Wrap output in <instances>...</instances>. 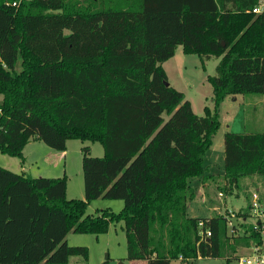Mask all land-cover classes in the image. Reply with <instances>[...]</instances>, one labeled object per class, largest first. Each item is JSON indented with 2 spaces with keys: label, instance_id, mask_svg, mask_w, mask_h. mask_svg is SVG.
I'll list each match as a JSON object with an SVG mask.
<instances>
[{
  "label": "trees",
  "instance_id": "trees-1",
  "mask_svg": "<svg viewBox=\"0 0 264 264\" xmlns=\"http://www.w3.org/2000/svg\"><path fill=\"white\" fill-rule=\"evenodd\" d=\"M260 1L0 0V151L23 158L30 140L65 150L71 138L105 150L83 155L84 198L67 197L65 177L0 165V264L87 258L88 248L68 244L67 234L106 232L118 221L127 259L147 264L200 256L231 264L239 248L262 242L252 223H242L246 234L230 233L229 209L188 213L195 178L226 193L245 177L264 181V130L224 133L220 175L205 160L225 97L264 93V12L252 10ZM179 45L204 60L219 58L208 75L214 105L203 115L166 84L163 63ZM99 197L122 199L121 212L87 213Z\"/></svg>",
  "mask_w": 264,
  "mask_h": 264
},
{
  "label": "rangeland",
  "instance_id": "rangeland-1",
  "mask_svg": "<svg viewBox=\"0 0 264 264\" xmlns=\"http://www.w3.org/2000/svg\"><path fill=\"white\" fill-rule=\"evenodd\" d=\"M219 58L202 59L196 53H186L183 46L179 45L173 57L163 63L167 72L168 82L177 89L184 92L187 99L192 103L193 110L203 115L205 106L213 107V85L208 80L209 74H216ZM1 98V96H0ZM168 118L167 114H164ZM221 124L218 129V136H222L224 130L246 131L264 130V93L227 95L219 108ZM42 141V140H41ZM41 149L33 151L29 161L24 163L23 158L12 156L0 151V165L16 172H24L32 176H61L67 180V197L84 198V176L82 169L83 155L88 153L93 156H103L104 146L99 141L82 140L71 138L67 141V154L50 147L42 142ZM53 151L54 159L49 160L47 154ZM56 158V160H55ZM208 161V160H207ZM27 166L29 168H27ZM223 169L220 171V173ZM221 178V177H220ZM219 178V179H220ZM218 179V178H217ZM203 182H207L204 186ZM242 185L232 193L221 194L215 182L211 179L201 181L200 178L192 180L196 187V195L189 200L190 213L194 216H204L207 213L225 212L226 209L238 211L243 208L249 210V215L243 218L235 217L236 222L244 221L254 223L257 217L248 208L246 195L260 189L264 193V181L262 178L245 177L241 180ZM210 193V194H209ZM253 195V193H252ZM209 197L214 203L209 202ZM122 199L99 197L88 202L87 213H98L102 209H110L120 213L123 208ZM215 207L216 210L209 207ZM242 217V216H241ZM70 245H82L88 248V257L72 256L70 264H144L136 260L127 259V238L123 228V222H111L108 231L101 233L75 232L71 230L66 236ZM251 249L241 247L235 256L250 253ZM190 264H227L226 257H198L192 259ZM237 264V257L231 262Z\"/></svg>",
  "mask_w": 264,
  "mask_h": 264
},
{
  "label": "built area",
  "instance_id": "built-area-1",
  "mask_svg": "<svg viewBox=\"0 0 264 264\" xmlns=\"http://www.w3.org/2000/svg\"><path fill=\"white\" fill-rule=\"evenodd\" d=\"M252 10L255 13L264 12V0H261L256 6L253 7ZM251 210L257 217L256 222L252 223L253 227L256 230L261 231L262 242H253L252 246L248 248L251 249L250 253L238 255L237 264H264V193H261L260 189L253 191ZM238 216L240 218L244 217L242 215H238L234 210H229L227 213L226 217L229 231L230 233L246 234V230L244 229L242 223L247 222H236L234 218ZM260 222L262 224H260ZM210 234L211 232L208 231L207 235Z\"/></svg>",
  "mask_w": 264,
  "mask_h": 264
},
{
  "label": "crops",
  "instance_id": "crops-1",
  "mask_svg": "<svg viewBox=\"0 0 264 264\" xmlns=\"http://www.w3.org/2000/svg\"><path fill=\"white\" fill-rule=\"evenodd\" d=\"M226 131H227V129L224 130V132H222V136H218V134H217L218 132L216 133L214 140H213V143H212L211 147L209 148V150L207 151V154L205 157L206 164L209 166V172L213 173L214 175H220V171L222 169H224V164H225L224 133ZM42 142L43 141H41V140L33 139V140H30L25 145V147L23 149V161H22L23 162V166H22L23 168L25 167L24 163L29 161L30 154L33 151H37L38 149L43 148L41 145ZM60 152H61V154H67V153H65V152H67V149L60 151ZM55 154L56 153H54L53 151H50L47 154V158L49 160H52V159H54ZM55 160H56V158H55ZM27 168H29V167L27 166ZM200 179H201V181H203L202 177H200ZM206 184H207V182H203L204 186ZM84 196H85V194H84ZM209 207H210V204H209ZM210 209L216 210L215 207H210ZM188 213H189V215L194 216V214L190 213V204L188 205ZM210 215H212V213L204 214V216H210ZM142 261L144 262V264H147V260H141L139 262H142Z\"/></svg>",
  "mask_w": 264,
  "mask_h": 264
},
{
  "label": "water",
  "instance_id": "water-1",
  "mask_svg": "<svg viewBox=\"0 0 264 264\" xmlns=\"http://www.w3.org/2000/svg\"><path fill=\"white\" fill-rule=\"evenodd\" d=\"M166 84H169V82H168V81H166Z\"/></svg>",
  "mask_w": 264,
  "mask_h": 264
}]
</instances>
